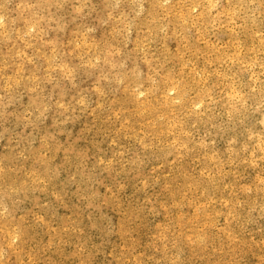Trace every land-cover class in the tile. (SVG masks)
Returning <instances> with one entry per match:
<instances>
[{"label":"clouds","instance_id":"clouds-1","mask_svg":"<svg viewBox=\"0 0 264 264\" xmlns=\"http://www.w3.org/2000/svg\"><path fill=\"white\" fill-rule=\"evenodd\" d=\"M0 264H264V0H0Z\"/></svg>","mask_w":264,"mask_h":264}]
</instances>
